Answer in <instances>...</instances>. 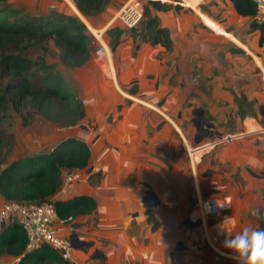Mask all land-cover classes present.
Wrapping results in <instances>:
<instances>
[{"label": "rangeland", "instance_id": "obj_1", "mask_svg": "<svg viewBox=\"0 0 264 264\" xmlns=\"http://www.w3.org/2000/svg\"><path fill=\"white\" fill-rule=\"evenodd\" d=\"M127 1L108 0L105 10L93 19L92 25L80 14L90 28L99 31V34L94 31L91 33L71 7L69 8L62 0H51L53 7L48 8L47 12L41 15L36 14L33 9L27 11L19 8L20 14L34 19L44 18L50 12L77 17L85 25L90 37L89 51L88 55L76 64L71 60H64L60 50L52 42L34 44L27 50L16 49L14 45L8 46L6 53L11 52L33 62L25 73L26 76L30 75L31 84H34L36 88L39 86L37 79L45 75V66H48V71L58 74L64 81L69 99L67 102L55 99L51 104L39 107L30 97L12 100L6 95L8 102L0 108V170L19 157L47 151L57 142L69 137L80 139L90 145L105 128L115 124L119 113H123L129 107L135 108L139 105L145 109L164 112L165 117L170 114L171 118L178 122V127L186 137L185 141L182 140V144H179L183 149L181 158L187 164L186 173L188 172L194 181L197 196L230 199V210L215 218L226 220L223 223L225 233L219 241V250L222 252L219 255L230 254L223 248V240L227 235H235L245 227L259 229V220L254 213L257 210L264 211V132L258 136L243 135V127L240 130L235 125L238 128L233 131L235 133H220L219 136L217 135L220 126L218 120L212 119L206 112L203 114L205 122L213 120L217 126L212 130L201 128L198 131L194 124L200 121L197 120L193 111L201 107L204 109L206 105L193 102L199 96L194 90L196 88L206 97H210L208 94L212 89L205 87L199 72H195L201 64L199 66L194 62L189 63L191 67H194L192 68L194 70L190 72L193 89L185 87L181 80L176 79V73L173 74L170 71L173 68L171 66L176 65L171 60L170 54L175 55L174 53L180 48L196 42H210L215 45L217 62L220 61L223 67H231L232 71L229 75L234 79L237 80V75L241 74L246 79L241 83L236 82L235 86L220 87L221 92L234 104L235 109L231 111L234 110L235 117H239L241 124L243 118L239 114L245 112V117L252 118L263 129L264 120L258 115L257 109L258 106L264 105V46L258 47V31L250 28L254 18L237 15L228 5V0H207L198 10L211 18L214 21H211L212 23L219 24L228 35L224 36L208 29L194 10L181 8L175 4L174 0H168L162 4L166 9L162 11L151 9L149 12L151 16L158 18L160 26L169 30L175 47L167 51L158 45L140 44L135 50L133 31L122 28L114 18L120 7ZM34 3L35 0H32L33 5ZM0 5H4L3 0H0ZM143 21L145 20L142 19L134 28L136 31L141 29ZM112 27L123 31L120 43L113 48L109 44V37L105 34ZM230 37L239 44L245 45V48L239 46ZM101 43L108 47L109 58H106L103 52L99 53ZM1 53L0 49V55ZM139 53L144 60H148L147 65H149L146 80L141 83L148 84L147 94H141L138 91L139 80L132 79L128 84L118 86L119 67H129L131 59L136 58ZM228 55L230 58L227 57ZM142 63L144 64V61ZM157 65L161 69L156 67ZM213 65L215 64H207V67ZM13 82H15L14 78L2 76L0 73V89ZM178 86L182 99L184 98L183 90L187 94L182 106L179 103V96L178 103H175L176 100H171L179 94ZM214 90L219 95V85L215 84ZM114 92L119 98L117 103L112 100L115 96ZM156 94L159 98L156 103H153L152 97ZM235 96L244 97L242 106L239 100L235 101ZM180 106L181 108H178ZM227 106L232 105L228 103ZM231 111L230 121L226 124L229 127L234 123ZM185 117L187 120L183 122ZM253 120L246 121L247 126H251L254 123ZM230 128L232 130V127ZM251 130L249 127L248 131ZM227 135L236 138L218 143ZM231 146H235L236 150L232 156L231 153L227 154L229 158H223L221 150ZM190 160L192 162L195 160L194 171H191ZM190 202V210L185 217L183 216V225L190 230L193 228L194 231L198 225L194 213L196 197ZM194 238L200 244L202 243L197 233ZM205 248L208 247L205 245ZM207 250L214 254L210 249ZM16 262L17 259L12 257H0V264H16Z\"/></svg>", "mask_w": 264, "mask_h": 264}, {"label": "crops", "instance_id": "obj_2", "mask_svg": "<svg viewBox=\"0 0 264 264\" xmlns=\"http://www.w3.org/2000/svg\"><path fill=\"white\" fill-rule=\"evenodd\" d=\"M3 3L15 9H33L39 15L45 14L48 8L53 7L51 0H35L34 5L32 0H3ZM228 5L232 7L230 2ZM194 11L208 29L228 36L219 24L211 22V18L197 8ZM239 46L245 48V45ZM171 54L170 58L176 65L171 66L173 68L170 71L176 73V79L181 80L189 89H193L190 72L194 70L189 63H198L199 66L201 64L195 72H199L205 87L212 90L208 94L210 97H206L195 88L194 92L199 96L193 102L206 105L204 109H200L203 114L206 112L212 119L218 120L219 134L235 133L233 131L238 129L235 125L240 130L243 127V135L258 136L264 132V127L262 129L252 118H243L241 124L239 117H235L234 110L231 111L235 109L234 104L221 92L220 87L235 86L236 82L241 83L246 79L242 74L237 75V80L234 79L229 75L231 67H223L220 61L217 62L215 45L210 42H196L180 48L175 55ZM227 57L230 58V55ZM131 60L129 67H119L118 86H124L132 79L139 80L138 91L147 94L148 84L141 83L146 80L149 71L148 60H144L140 53ZM207 64L215 65L207 67ZM215 84L219 85V95L214 90ZM177 91L179 94L171 99L176 100L175 103H178L179 98L182 99L179 86ZM186 95L183 90L184 98ZM153 96L152 101L156 103L159 96ZM117 97L115 93L112 98L114 103L119 102ZM183 99L179 100L181 106ZM228 103L232 106L228 107ZM230 111L234 122L230 126L232 130L226 125L230 121ZM163 113L139 105L127 108L123 113H119L114 125L105 128L88 145V169L73 170L82 174L80 180L65 183V177L73 171H61L62 185L60 190L50 197L51 200L66 201L85 195L96 202L93 213L57 225L62 236L75 235L77 239L88 244L87 247L75 248L70 264H237L229 258L231 254L221 256L210 253L207 250L209 248H205L204 244L194 238L195 230L183 225V216L190 210L191 199L200 196H197L194 181L190 174L186 173L187 164L181 158L183 149L179 144H182L186 137L178 127V122L171 118L170 114L165 117ZM186 120L185 117L183 122ZM249 120L254 122L251 126H247L246 121ZM208 123H211L213 128L217 126L213 120ZM249 127L251 131H248ZM234 138L236 137L227 135L223 141H231ZM235 148L224 147L221 150L222 157L226 158L229 153L232 156ZM95 173L99 175L93 176ZM148 192L151 194L147 195ZM4 203L5 200L0 197V209ZM95 252L99 254L93 258Z\"/></svg>", "mask_w": 264, "mask_h": 264}, {"label": "trees", "instance_id": "obj_3", "mask_svg": "<svg viewBox=\"0 0 264 264\" xmlns=\"http://www.w3.org/2000/svg\"><path fill=\"white\" fill-rule=\"evenodd\" d=\"M235 13L240 17L253 19L256 14L255 5L250 0H228ZM108 0H74L78 12L91 25L93 19L105 10ZM162 11L164 6L159 2H145L141 29L134 28L132 39L134 49L140 44L161 46L170 51L173 42L169 30L159 25L158 18L150 15V10ZM20 9L8 5H0V73L12 77L15 82L8 83L0 89V108L9 99L23 100L30 97L39 107L51 104L55 99L67 102L68 91L62 78L45 66V75L38 77L39 86L31 84L28 69L33 62L24 57L6 53L8 46L27 50L34 44L40 45L52 42L59 50L64 60L76 64L88 55L89 35L85 25L73 16L50 12L46 17L34 19L20 14ZM250 28L258 31V47L264 46V26L255 21ZM125 29V28H124ZM111 48L120 43L123 31L117 28L108 29ZM76 60V61H75ZM84 60V59H83ZM82 60V61H83ZM81 61V62H82ZM25 74V75H24ZM235 101L244 103L242 96L234 97ZM240 109V106H239ZM258 115L264 120V105L258 106ZM245 117V112L239 114ZM90 162L88 145L77 138L69 137L57 142L49 151H42L19 157L0 170V197L5 202L31 203L38 202L55 195L62 185V170H85ZM57 217L62 222L74 220L81 215H89L96 209V202L88 196H75L66 201L53 202ZM264 212V211H261ZM259 229L264 230V222L259 221ZM27 239L25 232L16 222H9L0 227V257L7 256L17 259L16 264H70L57 252L48 247L38 251L26 252Z\"/></svg>", "mask_w": 264, "mask_h": 264}, {"label": "built area", "instance_id": "obj_4", "mask_svg": "<svg viewBox=\"0 0 264 264\" xmlns=\"http://www.w3.org/2000/svg\"><path fill=\"white\" fill-rule=\"evenodd\" d=\"M69 8L75 7L74 0H62ZM175 4L184 9L194 10L200 8L207 0H174ZM254 3L256 14L254 21L264 26V0H250ZM145 2L166 3L168 0H128L123 4L114 17L118 24L127 30L136 28L143 18V5ZM103 52L101 49L99 53ZM229 136V135H228ZM219 140L218 142H225ZM228 142V141H226ZM194 149V148H193ZM195 161V160H194ZM194 161L190 160V168L193 170ZM194 171V170H193ZM82 177L79 171L68 173L65 183L78 181ZM53 200L50 198L31 203L5 202L0 209V225L16 222L25 232L27 243L26 252H34L42 247H48L57 252L62 258L72 262V253L75 248L70 237L59 234L57 225L63 223L57 217ZM231 208L230 199L218 197H198L195 203V228L200 241L215 254H221L219 241L224 235L223 223L226 220L215 219L221 213ZM220 220V221H219ZM222 225V227H220Z\"/></svg>", "mask_w": 264, "mask_h": 264}, {"label": "clouds", "instance_id": "obj_5", "mask_svg": "<svg viewBox=\"0 0 264 264\" xmlns=\"http://www.w3.org/2000/svg\"><path fill=\"white\" fill-rule=\"evenodd\" d=\"M254 214L264 222V212L257 210ZM223 248L237 264H264V230L245 227L235 235H227Z\"/></svg>", "mask_w": 264, "mask_h": 264}, {"label": "water", "instance_id": "obj_6", "mask_svg": "<svg viewBox=\"0 0 264 264\" xmlns=\"http://www.w3.org/2000/svg\"><path fill=\"white\" fill-rule=\"evenodd\" d=\"M194 115L197 117V120L200 121V123H195V127L197 128V130L199 131L201 128H207L208 130H212L213 129V125L211 123L205 122L204 118H203V111L200 108L194 109ZM217 135H219V133H217ZM220 136V135H219ZM151 193L148 192L147 195H150ZM4 224L1 225V227ZM71 241L72 244L74 246V248H79L81 246H85L87 247L88 244L86 242L80 241L79 239H77V237L75 235H72L71 237ZM98 252H95V254L93 255V258H96L98 256Z\"/></svg>", "mask_w": 264, "mask_h": 264}, {"label": "bare ground", "instance_id": "obj_7", "mask_svg": "<svg viewBox=\"0 0 264 264\" xmlns=\"http://www.w3.org/2000/svg\"><path fill=\"white\" fill-rule=\"evenodd\" d=\"M70 7L71 9L73 10V12L80 18V20L88 27V29L90 30L91 33L96 32V33H100L99 31H95L93 28H90V26L88 25V23L81 17L80 13L78 12V10L70 4ZM99 37V36H97ZM103 47V55L106 57V58H109V50H108V47L106 45H102ZM195 216H196V213H195Z\"/></svg>", "mask_w": 264, "mask_h": 264}]
</instances>
